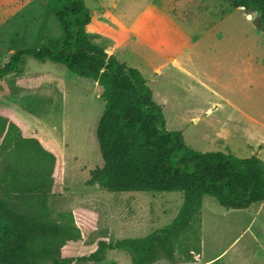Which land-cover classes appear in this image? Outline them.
Wrapping results in <instances>:
<instances>
[{
    "label": "rangeland",
    "instance_id": "374dc122",
    "mask_svg": "<svg viewBox=\"0 0 264 264\" xmlns=\"http://www.w3.org/2000/svg\"><path fill=\"white\" fill-rule=\"evenodd\" d=\"M139 1L119 0L118 7L130 8L132 14L136 7L131 3ZM98 2L87 0L91 7ZM155 3L183 29L179 60L188 72L177 68L159 72L145 64L139 69L154 101L163 108L167 128L182 132L187 145L199 152H222L242 159L256 156L264 161L260 14L234 9L229 0ZM62 34L47 0H0V66L15 51L41 47ZM174 38L178 36L173 30ZM39 76L45 77L39 87L24 82ZM101 94L102 88L94 80L73 74L61 64L32 58H26L15 74L0 79V113L11 110L62 158L61 177L49 191L53 219L78 209L97 214V227L83 234L78 255L88 254L102 239L143 238L164 228L177 217L184 202L181 192L110 193L86 184L90 171L103 165L96 136L104 110ZM192 229L200 231L202 240V253L196 261L186 263L176 254L172 261L162 259L154 264H264L262 204L226 210L206 197ZM104 264L132 262L126 252L113 250Z\"/></svg>",
    "mask_w": 264,
    "mask_h": 264
},
{
    "label": "trees",
    "instance_id": "16d2710c",
    "mask_svg": "<svg viewBox=\"0 0 264 264\" xmlns=\"http://www.w3.org/2000/svg\"><path fill=\"white\" fill-rule=\"evenodd\" d=\"M234 9L259 13L264 34V0H229ZM62 35L46 45L15 51L0 66V79L15 74L26 58L63 65L101 88L103 115L96 136L103 165L90 171L88 186L110 193L184 194L177 217L143 238L99 240L78 255L79 240L97 227L88 209L52 217L49 191L61 177L57 149L30 130L11 110L0 113V264H104L109 251L120 250L132 264L174 260L186 263L202 253L201 235L193 230L204 199L226 210H246L264 203V161L222 152H199L183 133L169 130L162 108L144 75L110 56L88 36L92 21L84 0H47ZM45 77L24 80L39 87Z\"/></svg>",
    "mask_w": 264,
    "mask_h": 264
},
{
    "label": "crops",
    "instance_id": "0c3cea01",
    "mask_svg": "<svg viewBox=\"0 0 264 264\" xmlns=\"http://www.w3.org/2000/svg\"><path fill=\"white\" fill-rule=\"evenodd\" d=\"M84 1L92 15L87 33L110 56H115L121 63L141 71L145 64L159 72L169 68L187 72L179 60L183 53L179 45L183 29L155 0L131 3V6L136 7V12L132 14L129 13L130 8L118 7L119 0H100L92 7L87 0ZM173 30L174 35L178 36L177 39H173ZM195 121L199 122V119Z\"/></svg>",
    "mask_w": 264,
    "mask_h": 264
},
{
    "label": "water",
    "instance_id": "95a60500",
    "mask_svg": "<svg viewBox=\"0 0 264 264\" xmlns=\"http://www.w3.org/2000/svg\"><path fill=\"white\" fill-rule=\"evenodd\" d=\"M240 9H244V8H240Z\"/></svg>",
    "mask_w": 264,
    "mask_h": 264
}]
</instances>
